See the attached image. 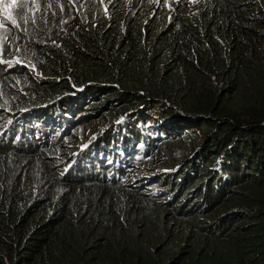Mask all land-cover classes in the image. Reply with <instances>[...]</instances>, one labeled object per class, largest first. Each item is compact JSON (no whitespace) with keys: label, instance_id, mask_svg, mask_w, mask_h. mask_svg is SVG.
Segmentation results:
<instances>
[{"label":"trees","instance_id":"obj_1","mask_svg":"<svg viewBox=\"0 0 264 264\" xmlns=\"http://www.w3.org/2000/svg\"><path fill=\"white\" fill-rule=\"evenodd\" d=\"M154 1L13 11L19 62L0 65V264H264V0ZM97 103L113 127L80 138ZM137 114L159 122L138 127ZM192 136L194 157L146 176L162 183L146 192L136 159L160 143L172 160Z\"/></svg>","mask_w":264,"mask_h":264},{"label":"rangeland","instance_id":"obj_2","mask_svg":"<svg viewBox=\"0 0 264 264\" xmlns=\"http://www.w3.org/2000/svg\"><path fill=\"white\" fill-rule=\"evenodd\" d=\"M20 0H17V3ZM200 0H155L154 1V5L153 7L155 8V6H157V8H161L162 6H170V8H183V10H187L193 6H195ZM11 0H4L3 3H0V20H3V26H0V65H5V64H14L15 62H19L17 60L18 58V54L15 52L16 50V45H15V38H14V34L12 33L11 27H12V22L9 19H6V16L8 15L7 13H5L3 11V7L4 4L6 3H10ZM15 9H12L11 12L13 13ZM42 17H39L38 21L41 20ZM32 21L29 22V27L32 26ZM71 24H77L74 21L68 23L67 25H71ZM92 25L93 27L95 26V24H88V26ZM97 25V24H96ZM27 73H29L30 75L34 76L36 74H38L35 70L26 69ZM103 101V100H101ZM101 108L100 110H98L96 113H90L87 114V117L84 119V124H83V131L82 133L79 134L80 138L85 137V136H92L96 133H98L99 130L102 129H109L112 128L113 126L111 125L114 119V116H112V113L108 112L107 109H103L102 105H100L101 103H97ZM106 105V104H104ZM147 122L149 129H152L155 125V123L159 122V120L157 119V116L155 115H145V114H137L133 120V122H136L137 126H141L143 124V122ZM158 124V123H157ZM158 127V126H156ZM155 127V128H156ZM164 129H168L165 126L161 127V130ZM200 136L199 137H190L189 140H187V142L183 143L182 146L180 148H177L176 153H174L172 155V160H170V156L167 155L165 156L163 154V152L159 151L161 150V146L160 143H157L156 145V149L154 152L151 151V153H153V155H151V160H148L147 162H143V154H141L137 159L136 162L134 163V171L139 172L141 175H143V182H146L148 185L147 187H145L146 192H149L150 188H155V189H159L161 186V182H147V178L146 176H150L154 173H156L157 171L159 172L160 170L163 171L164 169H167L170 167H172L170 164L172 162H175L177 160H182L183 161H187L189 159H192L195 155L196 149H195V142L200 140ZM74 140V139H73ZM70 141V144H78L79 143V137L76 138L73 141ZM191 142V144H190ZM190 144V145H189ZM143 149V147L141 148ZM178 166V165H177ZM175 166V168L177 167ZM174 168V169H175ZM141 183V182H140ZM171 186H169V184L167 186H165L166 191L160 195H157V202L158 201H170L171 200V195L173 194V191H170ZM176 188H174L175 190ZM159 203V202H158ZM173 203H175V201H173ZM160 206V210H163V208H161ZM166 211V210H165Z\"/></svg>","mask_w":264,"mask_h":264},{"label":"snow or ice","instance_id":"obj_3","mask_svg":"<svg viewBox=\"0 0 264 264\" xmlns=\"http://www.w3.org/2000/svg\"><path fill=\"white\" fill-rule=\"evenodd\" d=\"M4 0H0V3H3ZM26 0H20V3H17V0H11L10 3L4 4L3 11L7 13L8 15L6 16V19L11 20L13 25H16V19L13 18L12 16V9H17L16 11V16H21V12L23 8L25 7ZM4 21L0 20V26H3Z\"/></svg>","mask_w":264,"mask_h":264}]
</instances>
